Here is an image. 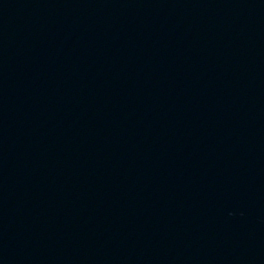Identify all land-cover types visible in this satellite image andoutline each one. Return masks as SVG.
<instances>
[{
    "label": "water",
    "instance_id": "1",
    "mask_svg": "<svg viewBox=\"0 0 264 264\" xmlns=\"http://www.w3.org/2000/svg\"><path fill=\"white\" fill-rule=\"evenodd\" d=\"M0 264H264V0H0Z\"/></svg>",
    "mask_w": 264,
    "mask_h": 264
}]
</instances>
